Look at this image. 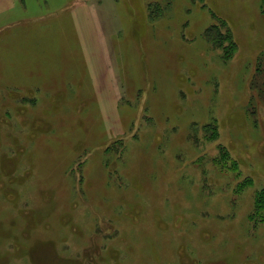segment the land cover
<instances>
[{"label":"rangeland","instance_id":"374dc122","mask_svg":"<svg viewBox=\"0 0 264 264\" xmlns=\"http://www.w3.org/2000/svg\"><path fill=\"white\" fill-rule=\"evenodd\" d=\"M262 53L264 0H0V264H264Z\"/></svg>","mask_w":264,"mask_h":264},{"label":"trees","instance_id":"16d2710c","mask_svg":"<svg viewBox=\"0 0 264 264\" xmlns=\"http://www.w3.org/2000/svg\"><path fill=\"white\" fill-rule=\"evenodd\" d=\"M221 28L222 25L220 24H215L212 27H209L206 30V36L214 45L222 47L224 50L225 57L229 59L235 52L237 46L235 41L232 40L231 33H229L228 31L225 32ZM257 70H261V72H264V53H262L259 57V64ZM256 203L257 206L255 208V213L257 216L258 214H260V210L264 208V190L257 197Z\"/></svg>","mask_w":264,"mask_h":264}]
</instances>
